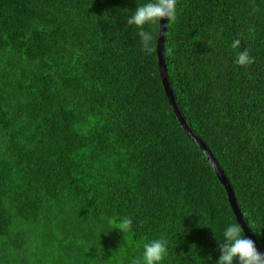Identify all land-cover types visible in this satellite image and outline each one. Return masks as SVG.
<instances>
[{"label": "trees", "instance_id": "16d2710c", "mask_svg": "<svg viewBox=\"0 0 264 264\" xmlns=\"http://www.w3.org/2000/svg\"><path fill=\"white\" fill-rule=\"evenodd\" d=\"M146 0H0V264H212L236 217L126 24ZM167 80L264 253V0H177ZM241 39L240 49L231 48ZM247 50L252 63L235 64ZM127 216L123 234L109 222ZM211 257V260H208ZM205 260V261H204Z\"/></svg>", "mask_w": 264, "mask_h": 264}, {"label": "clouds", "instance_id": "9594fccd", "mask_svg": "<svg viewBox=\"0 0 264 264\" xmlns=\"http://www.w3.org/2000/svg\"><path fill=\"white\" fill-rule=\"evenodd\" d=\"M176 9L177 0H146L127 16L126 24L137 30L141 50L145 54L152 53L156 35L152 27L145 26H165L174 22L177 18ZM161 21L166 23L162 25ZM230 46L234 50L240 49L241 39H233ZM234 62L239 66H247L252 63V58L247 50H241L238 51ZM109 226L125 234L132 230L133 220L124 216L110 221ZM214 238L219 255L212 264H264V253L259 252L254 241L245 236L244 228L237 218L222 229L219 240L215 236ZM167 256L166 239H149L142 244L140 256L134 264H164ZM208 260L210 261L211 257H208Z\"/></svg>", "mask_w": 264, "mask_h": 264}, {"label": "water", "instance_id": "95a60500", "mask_svg": "<svg viewBox=\"0 0 264 264\" xmlns=\"http://www.w3.org/2000/svg\"><path fill=\"white\" fill-rule=\"evenodd\" d=\"M164 23H166V21H161V24L163 25ZM166 33V25L165 26H160L159 28V39H158V47H157V59H158V67H159V72H160V76H161V80H162V84L166 93V96L169 100L170 106L182 128V130L184 131V133L187 135V137L195 144L197 145L200 150L204 153V155L206 156L210 166L212 167L214 173L216 174V176L218 177V180L221 182V184L224 186L225 190L227 191V195H228V200L230 203V206L234 212L235 217L237 218V220L241 223V225L244 228V232H245V236L252 239L256 245V248L259 252L263 253L261 251V249L259 248L257 242L255 241V238L253 237L252 233L250 232V230L248 229V227L245 225V222L243 220V217L240 213V210L237 206L236 203V199L233 193V190L231 189L230 184L228 183L226 177L224 176L222 170L220 169V167L218 166L216 160L214 159L212 153L210 152V150L207 148V146L201 141L199 140L197 137H195L193 135V133L189 130V128L187 127V123L184 120V118L182 117L181 113L179 112V109L176 105L175 102V98L173 96V92L169 86V82L167 80V73H166V67H165V62L163 59V43H164V35Z\"/></svg>", "mask_w": 264, "mask_h": 264}]
</instances>
